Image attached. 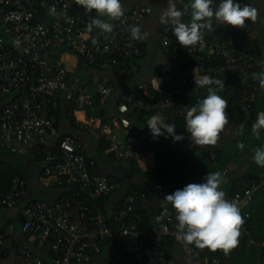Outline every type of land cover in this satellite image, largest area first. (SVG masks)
Instances as JSON below:
<instances>
[{"label":"built area","instance_id":"2783aa9c","mask_svg":"<svg viewBox=\"0 0 264 264\" xmlns=\"http://www.w3.org/2000/svg\"><path fill=\"white\" fill-rule=\"evenodd\" d=\"M41 9L48 17L42 18ZM3 27L0 31V139L7 150L16 155L37 154L41 174L45 178L64 179L71 189L69 195L54 204L36 201L26 206L25 179L16 177L1 200L4 207L21 212L25 225L23 232L38 249H47L49 258H39L34 251L21 245L15 264H93L107 249L110 259L119 262L126 258L125 241L131 244L129 256L143 264H177L160 246L172 242L186 258L202 257L204 249L185 245L176 230L175 211L170 206L161 215L159 224L149 230H141L143 217L135 206V198L127 197L120 208L107 213L104 205L121 183L112 177H96L88 169L85 148L71 136H57L55 113L62 101L74 106L93 109L94 102L88 84L68 71L61 62L50 60L51 46L76 50L82 60L94 69L116 71L126 76L138 74L137 60L147 54V38L133 40L130 29L153 15L150 6H136L130 13L113 23L111 33H103L102 39L90 47L82 45L87 32L86 25L94 17L86 12L78 0H0ZM173 27L159 30L162 41L172 46V59L177 74H165L161 85L141 83L120 97L118 117L100 126L104 145L115 157H126L124 145L113 134V128L121 129L126 136H137L131 112L160 115L165 122L177 124L185 121L191 107L181 97L192 94L188 87L198 73L208 71L225 82L233 79L242 96L235 106L246 117L252 113V92L258 81L252 78L256 62L246 53L237 51L230 32L224 31L217 44L211 45L203 38L195 46L181 47L172 34ZM180 50V51H179ZM113 88L103 83L99 95L107 99ZM160 95V96H159ZM96 119H90L95 124ZM192 147L193 141L186 131L182 134ZM129 137V138H131ZM129 140V139H128ZM199 146V145H197ZM212 160L217 153L205 147ZM260 183L247 180L245 187L233 192L243 219L241 225L249 246L255 243L248 229L251 218L249 208ZM144 198V195H141ZM8 229L14 232L13 226ZM264 249V241L260 244ZM222 250H218L221 253ZM218 252L206 258L208 264H221Z\"/></svg>","mask_w":264,"mask_h":264},{"label":"crops","instance_id":"0c3cea01","mask_svg":"<svg viewBox=\"0 0 264 264\" xmlns=\"http://www.w3.org/2000/svg\"><path fill=\"white\" fill-rule=\"evenodd\" d=\"M181 1L183 3L186 0H176L174 3L178 10H182ZM216 1L217 4H215ZM235 2L254 7L257 10V18L254 21H246L243 28L225 26L213 18V30H204L203 38L209 41L208 38H211L219 27L232 30L236 35L237 45L241 50L239 52L246 53L256 62L255 73H259L264 68V0H235ZM126 3L127 0L121 1V4ZM219 3L220 0H213L212 7H218ZM138 5L150 6L154 13L140 24L142 33H147L148 46L147 54L137 60L138 74L136 76H126L116 71L109 72L94 69L82 60L78 51L65 47H50V60L61 62L68 71L86 82L90 88L91 98L94 101L100 96V85L105 83L113 88V93L107 99H102L104 100V104L99 107L94 106L93 109L74 106L66 101H62L59 111L55 115L57 120V136L54 141L59 142L64 136L75 138L85 148L86 161H89L91 164L90 169L93 176L112 177L121 183L117 191L109 197L104 205L107 213L120 208L125 198L134 197L137 194L139 198H135L134 204L149 217V227L159 224V219L165 211L163 207L165 195L173 193L176 191L175 189H182L187 184L203 182V178L208 173L218 171L222 174L224 183L221 185V190L224 192L228 184L236 183L245 187L247 180H257L260 185L255 192L253 206L250 208L251 218L248 220L250 224L247 223L249 232L255 243L251 246L247 244V235L241 227L237 246L230 249L227 253L223 250L219 253L218 250L211 251L208 248L205 249L211 255L218 252V255L221 257V264H264V249L260 246L264 241V168L258 167L253 163L252 159L254 150L264 146V130L260 132L259 137L252 132V125L256 122L257 114L264 111V88L260 87L259 82L252 92V113L250 117H246L243 110L235 106L236 101L242 96L240 89L237 88L239 94L233 106L229 105V98L231 96L225 94V92L221 94L228 101V107L225 111L229 123L219 133L217 143L209 146V148L215 149L222 156V164L220 165L219 162L217 166L209 164V161L204 157L205 154L200 149L195 150L193 154L180 152L178 144L182 141L173 143L171 138L165 139L164 137L153 139L148 128L139 130L141 132L137 136L131 137V135H127L130 143L127 146L124 145L127 156L122 161L114 160L101 144L100 126L118 117V105L123 93L135 89L141 83L152 84L157 89L162 83L163 75L169 74L170 71L174 72L175 66L172 63L176 65L174 61H171L173 59L169 57L167 47L161 41L162 38L159 35L161 27L166 25L173 27L171 22L164 23L161 19L168 8V0H129L127 8L123 9L124 15ZM103 19L112 24L118 20H109L108 17H103ZM182 20L185 23L190 22L191 16L189 10L186 11ZM0 26L2 29L3 18L1 12ZM102 34L98 29H93L91 32L87 31L80 41L82 45L90 47L93 39H102ZM217 41L215 39L210 44L215 46ZM198 75L194 77L197 78ZM194 89L195 91L192 94L199 91L196 88ZM186 102L190 105L188 101ZM68 105L69 108L67 109ZM1 107L2 103H0V109ZM190 107L192 106L190 105ZM234 108L236 109L234 110ZM67 111H70V114H67ZM100 114L105 115V118H101ZM161 117L164 123H168L165 122L163 116ZM93 118L96 119V123L90 124V119ZM177 124L174 125L176 126ZM188 136L192 140L190 134ZM240 143L244 144L242 150L237 148V145ZM204 146L207 147L208 145H199V148H203L205 151ZM3 171L16 173L13 180L18 176L25 179L27 187L24 206L36 201L54 204L71 192V189L61 179L45 178L42 176L35 153L29 155L12 154L0 139V172ZM251 176L253 178H248ZM135 189H147V191L140 193L141 191L139 190L140 192L126 195L129 191ZM3 194L4 188L1 185L0 264H15L16 254L21 245L34 251L37 257L48 259V250L38 249L36 241H31L29 236L23 232L25 220L21 212L1 205ZM141 195L145 197L142 198ZM225 198L228 199L226 193ZM137 200L139 205H136ZM11 225L14 228L13 233L8 229ZM171 253L177 264H208L206 260L208 256L186 258L175 247L171 248ZM108 260L110 261L111 259L106 249L104 250V254L96 258L93 264H111V262L107 263ZM112 263L139 264L132 260L131 257L126 263H116L113 261Z\"/></svg>","mask_w":264,"mask_h":264},{"label":"clouds","instance_id":"9594fccd","mask_svg":"<svg viewBox=\"0 0 264 264\" xmlns=\"http://www.w3.org/2000/svg\"><path fill=\"white\" fill-rule=\"evenodd\" d=\"M86 12H96L86 25L87 31L98 29L102 33H111L113 24L106 22L103 17L115 20L124 15L120 0H78ZM213 0H191V20L185 23L182 17L184 11L178 10L172 0H168V8L162 16V22L173 25L172 34L181 47L195 46L201 42L204 30H213L215 21L235 28H243L245 22L257 18V10L248 4L241 5L235 0H220L218 7L213 8ZM133 40L146 38L140 26L130 29ZM92 44H97L93 39ZM252 78L264 88V68L259 73H253ZM197 88L205 89L207 95L195 106L187 110L185 115L186 133L197 145H215L218 135L229 123L226 108L228 101L219 93L225 90L222 79L204 75L193 80ZM147 128L153 139L171 138L173 143L183 141L184 135L177 134L176 126L163 122L160 115H152L147 121ZM264 130V111L257 114L256 122L252 125V132L259 137ZM237 148L243 149L240 143ZM253 163L264 168V146L254 150ZM224 183L220 172L208 173L201 183H190L182 189H177L165 195L163 207L171 206L176 215L175 227L179 238L185 245H195L199 249L208 248L211 251L223 250L227 253L238 244L240 228L243 219L234 200L225 198L221 190Z\"/></svg>","mask_w":264,"mask_h":264},{"label":"trees","instance_id":"16d2710c","mask_svg":"<svg viewBox=\"0 0 264 264\" xmlns=\"http://www.w3.org/2000/svg\"><path fill=\"white\" fill-rule=\"evenodd\" d=\"M215 4H217V1L215 2ZM131 12V11H130ZM130 12H128V13H130ZM127 13V14H128ZM41 14H42V18L45 20V17L47 18L48 17V12H47V10L46 9H41ZM96 12L95 11H93V16L94 17H96ZM119 20V19H118ZM166 26H170V25H166ZM166 26H163V27H161L160 29H163L164 27H166ZM172 27V26H171ZM0 31H1V26H0ZM224 31H228V32H230L231 33V35H232V37H233V39H234V41H235V44H236V47H237V51L239 52V51H241L240 49H239V47H238V45H237V41H236V38H235V33L232 31V30H230V29H227V28H224V27H219L218 29H216V31H215V33L212 35V37L210 38H208L209 39V41H208V43H210V42H212L213 40H219L221 37L220 36H222L223 35V32ZM207 40V39H206ZM162 41V40H161ZM218 42V41H217ZM212 45V44H211ZM167 51H168V54H169V57L172 59V57H171V55H172V53H173V50H172V46H168L167 47ZM180 51V50H179ZM171 61H173V60H171ZM172 65H174L175 66V68H174V72L172 73L171 71H170V74H177V66L175 65V64H173L172 63ZM199 75L197 76V78H199V77H202V76H204V75H209L210 77H213V75H211L208 71H206V72H204V73H198ZM194 78V77H193ZM191 79V82H190V85L188 86V87H190V88H196V89H198L199 91L197 92V93H195V94H184L182 97H181V99L182 100H185V101H188V103L191 105V106H195L200 100H202V99H204L205 97H206V95H207V92H206V90L205 89H202V88H197L195 85H194V83H193V80L194 79ZM225 82V81H224ZM223 92H225V94H229L231 97L229 98L230 99V101H229V105L230 106H233L234 105V102L237 100V97H238V94H239V91H238V89H237V87H236V84L234 83V81H233V79H229L228 81H226L225 82V90L223 91ZM223 92H221V93H219L220 95L223 93ZM160 96V95H159ZM104 100H102V98H101V96H98V98H96V101H94L93 100V102H94V106H101L102 104H104V102H103ZM69 108V105H68V107H67V109ZM236 108H234V110H235ZM58 111H59V109H58ZM58 111H56V113H55V115L58 113ZM67 114H70V111H67ZM240 115H241V113H240ZM92 116V115H91ZM105 115H101L100 114V117L101 118H105L104 117ZM127 116V118L128 119H130L131 121H132V124H133V128L135 129V130H137L138 131V133H140L139 132V130H142V129H147V121H148V119L150 118V116H151V114H149V113H145V112H141V111H139V112H131V113H129L128 115H126ZM241 121H242V119H241ZM176 127H177V134H180V135H182L183 133H184V131H185V121H179V123L176 125ZM101 144H102V146L103 147H105V149H106V151H108L109 152V154H111V156L114 158V160H116V161H122V160H124L126 157H121V158H116L115 157V153L111 150V149H109L107 146H105L104 145V140L102 139L101 140ZM194 144V143H193ZM208 146H210V145H208ZM178 147H179V150H180V152H182V153H184V152H189V153H194V151L195 150H202L203 151V154H205V158L209 161V164H212V165H218V162H219V165L220 164H222V162H221V159H222V156L220 155V153L218 152H216V150L215 149H213L214 150V152H216L217 153V158H216V160H212V158L209 156V154H208V152L207 151H204L203 150V148H199V146H197V145H194V147H192L191 146V144L188 142V141H185V140H183L180 144H178ZM192 148V149H191ZM191 149V150H190ZM36 154V153H35ZM108 154V155H109ZM37 155V154H36ZM87 165H88V169H89V171H90V174H92L91 173V164H90V162L89 161H87ZM213 169H214V167H213ZM16 176V173H14V172H9V171H3V172H0V186L2 185L3 186V188H4V194H3V198H4V196L7 194V192L9 191V189H10V187H11V182H12V180H13V178ZM248 178H253L252 176L251 177H248ZM64 183H65V181H64V179H61ZM243 187L241 186V185H238V184H236V183H231V184H228L227 186H226V190H225V193L228 195V200H231L232 199V195H233V192H235V191H238V190H240V189H242ZM140 189H135V190H131V191H129V193H127L126 195H128V194H132V193H134V192H140V193H145L146 191H147V189H144V190H140ZM175 190H177V189H175ZM125 196V195H124ZM125 198V197H124ZM136 205H139L138 204V200L136 201ZM253 205H251L250 206V208L252 207ZM250 208H249V212H250ZM139 210H140V208H138ZM140 213H141V215H142V217H143V222L142 223H140V225H139V228L141 229V230H149V229H151L152 227H149L150 226V223H149V217L145 214V213H143V212H141V210H140ZM251 221V220H250ZM249 224H250V222H248ZM131 244H130V242L129 241H125V246H124V253H125V255H126V258L123 260V261H121V262H119V261H117V260H113V259H111L113 262H116V263H126L129 259H130V256H129V251L131 250ZM173 247H175L178 251H179V249L177 248V246L175 245V244H173L172 242H167V243H165V244H163V245H161L159 248H160V250H163L164 252H166L167 253V255H168V257L170 258V259H174L173 258V256H172V253H171V248H173ZM211 254H209V253H207L206 252V249L204 250V254H203V256L205 257V256H208V257H211L210 256ZM202 256V257H203ZM219 258H221L220 256H219ZM96 259V258H95ZM95 259L93 260V262L92 263H95ZM137 263H139V264H143V263H141V262H137Z\"/></svg>","mask_w":264,"mask_h":264},{"label":"water","instance_id":"95a60500","mask_svg":"<svg viewBox=\"0 0 264 264\" xmlns=\"http://www.w3.org/2000/svg\"><path fill=\"white\" fill-rule=\"evenodd\" d=\"M113 134L116 136L118 142L122 145H129V141H128V138L126 136V134L119 128H114L113 129Z\"/></svg>","mask_w":264,"mask_h":264},{"label":"rangeland","instance_id":"374dc122","mask_svg":"<svg viewBox=\"0 0 264 264\" xmlns=\"http://www.w3.org/2000/svg\"><path fill=\"white\" fill-rule=\"evenodd\" d=\"M121 1H125V0H120V2H121ZM128 2H129V0H127V3H126V4H122V8H123V9L127 8V6H128ZM175 2H176V0H172V3H175ZM190 3H191V0L183 1V3H182V1L180 2V4H182V11H184V13H186L187 10H189L190 13H191ZM190 16H191V15H190ZM161 40H162V39H161ZM109 262H111V264H113L111 260H110V261L108 260L107 263H109Z\"/></svg>","mask_w":264,"mask_h":264}]
</instances>
